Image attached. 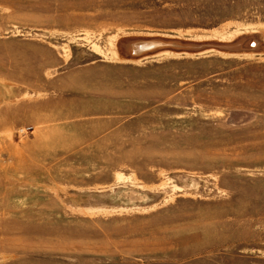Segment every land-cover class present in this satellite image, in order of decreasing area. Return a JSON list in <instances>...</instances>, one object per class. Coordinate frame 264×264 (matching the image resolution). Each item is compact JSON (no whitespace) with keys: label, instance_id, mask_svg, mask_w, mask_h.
I'll use <instances>...</instances> for the list:
<instances>
[{"label":"rangeland","instance_id":"obj_1","mask_svg":"<svg viewBox=\"0 0 264 264\" xmlns=\"http://www.w3.org/2000/svg\"><path fill=\"white\" fill-rule=\"evenodd\" d=\"M0 264H264V0H0Z\"/></svg>","mask_w":264,"mask_h":264},{"label":"water","instance_id":"obj_2","mask_svg":"<svg viewBox=\"0 0 264 264\" xmlns=\"http://www.w3.org/2000/svg\"><path fill=\"white\" fill-rule=\"evenodd\" d=\"M257 35L246 36L247 46L212 40L165 36H127L118 43L120 57L124 60H142L160 54L199 56L217 51L227 54H241L263 49L253 41ZM253 49V51L251 50Z\"/></svg>","mask_w":264,"mask_h":264},{"label":"trees","instance_id":"obj_3","mask_svg":"<svg viewBox=\"0 0 264 264\" xmlns=\"http://www.w3.org/2000/svg\"><path fill=\"white\" fill-rule=\"evenodd\" d=\"M184 60H187L191 63H203L205 61H208V60H213V57H200V58H196V59H192V58H189V59H185Z\"/></svg>","mask_w":264,"mask_h":264},{"label":"bare ground","instance_id":"obj_4","mask_svg":"<svg viewBox=\"0 0 264 264\" xmlns=\"http://www.w3.org/2000/svg\"><path fill=\"white\" fill-rule=\"evenodd\" d=\"M116 56L118 57V54L116 53Z\"/></svg>","mask_w":264,"mask_h":264}]
</instances>
